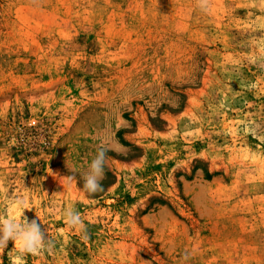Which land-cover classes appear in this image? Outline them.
Segmentation results:
<instances>
[{"label":"rangeland","instance_id":"obj_1","mask_svg":"<svg viewBox=\"0 0 264 264\" xmlns=\"http://www.w3.org/2000/svg\"><path fill=\"white\" fill-rule=\"evenodd\" d=\"M10 220L0 264H264V0H0Z\"/></svg>","mask_w":264,"mask_h":264},{"label":"clouds","instance_id":"obj_2","mask_svg":"<svg viewBox=\"0 0 264 264\" xmlns=\"http://www.w3.org/2000/svg\"><path fill=\"white\" fill-rule=\"evenodd\" d=\"M202 5L206 3V0H201ZM106 163V150L98 149L95 158L92 160L89 171L84 174V189L90 193L97 191H103L101 181L104 179V167ZM17 208L21 211H25L24 202L16 201ZM69 226L77 227L79 230H83L84 225L79 217L78 213L73 210H68L65 213ZM25 237L28 242V247L25 251L38 254L45 245V233L36 220L28 222L21 227L16 224L15 221H8L0 226V248H6L9 241L15 242L17 238ZM47 247L51 248V243L47 244Z\"/></svg>","mask_w":264,"mask_h":264},{"label":"bare ground","instance_id":"obj_3","mask_svg":"<svg viewBox=\"0 0 264 264\" xmlns=\"http://www.w3.org/2000/svg\"><path fill=\"white\" fill-rule=\"evenodd\" d=\"M27 240V239H26Z\"/></svg>","mask_w":264,"mask_h":264}]
</instances>
